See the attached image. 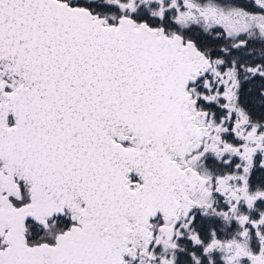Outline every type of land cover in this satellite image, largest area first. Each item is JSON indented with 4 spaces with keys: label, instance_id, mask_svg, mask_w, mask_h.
<instances>
[{
    "label": "snow or ice",
    "instance_id": "obj_1",
    "mask_svg": "<svg viewBox=\"0 0 264 264\" xmlns=\"http://www.w3.org/2000/svg\"><path fill=\"white\" fill-rule=\"evenodd\" d=\"M0 264H264V0H0Z\"/></svg>",
    "mask_w": 264,
    "mask_h": 264
}]
</instances>
